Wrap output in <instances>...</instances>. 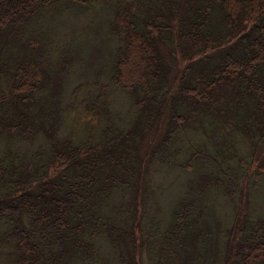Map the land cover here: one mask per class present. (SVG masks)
I'll list each match as a JSON object with an SVG mask.
<instances>
[{
  "label": "trees",
  "instance_id": "16d2710c",
  "mask_svg": "<svg viewBox=\"0 0 264 264\" xmlns=\"http://www.w3.org/2000/svg\"><path fill=\"white\" fill-rule=\"evenodd\" d=\"M95 9L109 72L90 107L65 106L100 125L77 138L41 100L84 64L79 47L57 48L58 26ZM110 90L137 114L114 109ZM154 128L145 162L200 174L142 224ZM143 252L264 264V0H0V264H137Z\"/></svg>",
  "mask_w": 264,
  "mask_h": 264
},
{
  "label": "rangeland",
  "instance_id": "374dc122",
  "mask_svg": "<svg viewBox=\"0 0 264 264\" xmlns=\"http://www.w3.org/2000/svg\"><path fill=\"white\" fill-rule=\"evenodd\" d=\"M85 13V16L81 17L77 21L74 15L68 14L67 16H69V19L66 18L61 28L60 25L57 28V31L63 37L61 45L57 44V48L59 46L63 50L65 47H70L71 49L75 50L77 47H79L80 53L83 56L81 61H83L84 64L82 62H77L74 64L68 79L61 77L62 82L60 84L56 80L57 77L47 78L46 81L49 79V81L53 82V84L59 85L49 86V90H45L41 100V103L47 102L50 104V106L54 105V108L57 111H62V124L64 126L67 125V127L73 126L75 129H77V133L75 134L77 138L83 137L85 135L87 131L85 128H92L93 133H97V127L100 125L97 124L88 126L84 122L89 117L87 114L76 116V120L74 121L75 110L67 109L65 106L82 105V107L85 108L90 107V104L94 101V95L97 93L96 89H100V84H103L107 81V73L109 72L108 64L110 63V49L104 41L106 27L104 26L100 12L95 9L94 11ZM72 18L74 20H72ZM76 83H83L85 86L82 84L83 87L75 92L74 86H76ZM112 91H114V94H112L110 90V94L108 95L109 97H114L115 103L112 104V107L114 109H119L124 115H128L127 117L130 115L135 116L137 114V107H134L130 96L123 92V90ZM90 121L92 124L98 123L97 119L92 117ZM131 122L132 117L130 123ZM57 131L58 134L67 132L62 126L59 127L56 132ZM142 139L143 142L148 143V147L142 150L144 153L142 170H144V173L148 170V172L145 173L146 178L149 177L151 179L149 187L147 185L148 191H150L149 195L147 197L144 196V208L147 207L148 210L141 214V222L142 224H146L147 216L150 215L152 211L156 212L157 206H160L162 209L160 213L162 217H165L174 200L179 197L183 191L190 187V180L193 178L197 179L200 172H185L179 168L176 170L172 169L171 171H169L170 169L165 168L160 170V167L156 168V158L153 160V164L150 167L148 165L149 160L145 162V158L152 150L151 143L156 145V128L147 130V134L143 136ZM148 180L146 183H148ZM197 187L198 186L193 187L192 190H196ZM249 193L250 197H252L255 202H259L261 199L259 190H249ZM143 211L144 210L141 209V213ZM137 261V264H151L144 252L141 254V256L137 257Z\"/></svg>",
  "mask_w": 264,
  "mask_h": 264
}]
</instances>
